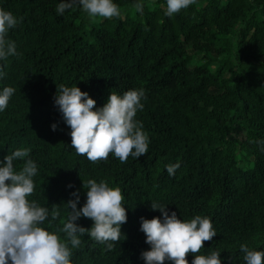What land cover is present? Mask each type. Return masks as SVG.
<instances>
[{"label":"trees","instance_id":"trees-1","mask_svg":"<svg viewBox=\"0 0 264 264\" xmlns=\"http://www.w3.org/2000/svg\"><path fill=\"white\" fill-rule=\"evenodd\" d=\"M58 2L0 0L19 20L8 33L17 55L0 78V88L15 89L0 112V159L28 150L15 168L36 162L28 199L59 212L43 226L62 239L73 191L79 207L89 179L120 188L128 219L119 241L106 250L81 236L73 264H144L141 253L150 246L141 217L161 215L151 201L183 220L211 219L217 235L199 254L219 251L224 264H243L240 244L264 250V0H197L170 17L166 0H144L142 12L135 0H115L121 16L112 18H89L78 5L58 15ZM60 84L87 91L96 107L111 91L142 88L144 108L135 119L148 153L123 163L111 154L95 162L78 155L54 103ZM177 162L169 176L166 165ZM193 258L186 255L189 264Z\"/></svg>","mask_w":264,"mask_h":264},{"label":"clouds","instance_id":"clouds-1","mask_svg":"<svg viewBox=\"0 0 264 264\" xmlns=\"http://www.w3.org/2000/svg\"><path fill=\"white\" fill-rule=\"evenodd\" d=\"M196 2L166 0L165 15L170 17ZM74 5L89 18L121 16L115 0H59L55 11L63 15ZM134 7L137 12H142L144 0H135ZM18 23L16 16L0 8V78L4 76V62L9 56L17 55L16 44L8 39V33ZM14 91L10 86L0 88V112L8 106ZM144 98L142 88L129 89L123 94L111 91L106 103L96 107L97 101L87 91L77 85L60 84L54 103L70 128L71 147L78 155L95 162L106 160L111 154L123 163L129 156L138 159L148 153L149 138L143 131L142 122L135 119L137 112L144 108ZM51 128L55 131L57 124L53 123ZM28 155L27 149H17L0 159V264H73L72 249L81 245V236H88L111 250L112 242L119 241L122 225L128 219L120 188L109 187L103 180L89 179L86 199L79 207V190L73 191L70 195L74 199L66 201L69 211L60 229L64 234L62 239L43 226L45 222L56 220L59 212L28 199L35 187L33 178L38 174L36 162L25 159L22 168H15L14 162ZM179 167V162L168 164L166 171L173 176ZM151 210H158L161 215L151 219L141 217L140 230L145 234V243L150 246L141 253L144 264H165V261L189 264L188 253L194 254L191 264H224L219 251L199 254L204 249V242L217 235L209 217L196 215L183 220L168 205L152 201ZM81 217L90 219L91 227L77 223ZM239 248L243 264H264V250H254L243 243Z\"/></svg>","mask_w":264,"mask_h":264},{"label":"rangeland","instance_id":"rangeland-1","mask_svg":"<svg viewBox=\"0 0 264 264\" xmlns=\"http://www.w3.org/2000/svg\"><path fill=\"white\" fill-rule=\"evenodd\" d=\"M152 2H154V0H151Z\"/></svg>","mask_w":264,"mask_h":264}]
</instances>
